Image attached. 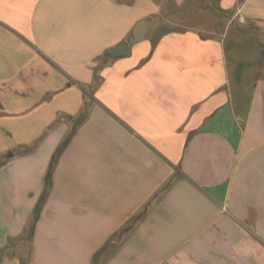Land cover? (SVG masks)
<instances>
[{"label": "crops", "instance_id": "crops-1", "mask_svg": "<svg viewBox=\"0 0 264 264\" xmlns=\"http://www.w3.org/2000/svg\"><path fill=\"white\" fill-rule=\"evenodd\" d=\"M262 36L264 0H0V264H264Z\"/></svg>", "mask_w": 264, "mask_h": 264}, {"label": "water", "instance_id": "water-1", "mask_svg": "<svg viewBox=\"0 0 264 264\" xmlns=\"http://www.w3.org/2000/svg\"><path fill=\"white\" fill-rule=\"evenodd\" d=\"M146 31V25L144 21H140L134 27L131 36L128 40L123 41L116 45L114 48H111L106 52V55L110 58L123 57L128 54V47L130 44H135L143 39V36Z\"/></svg>", "mask_w": 264, "mask_h": 264}, {"label": "rangeland", "instance_id": "rangeland-1", "mask_svg": "<svg viewBox=\"0 0 264 264\" xmlns=\"http://www.w3.org/2000/svg\"><path fill=\"white\" fill-rule=\"evenodd\" d=\"M213 12V14H214V27H215V31L216 32H220V31H222V30H224V28L222 27V28H220L219 27V21H223L224 20V15H222V14H219V13H217L216 11H215V9H214V11H212ZM249 27H247V28H244L242 31H246L247 29H248ZM236 29V28H235ZM235 29H229L228 30V35H234V34H238L239 33V31L240 30H235ZM263 38V36L262 37H260V39L258 40V37H252V38H249L247 41V43H243L242 45H241V50H245L246 49V46H247V44L248 45H252L253 43L254 44H256V43H261V40L263 41L264 39H262ZM248 48H251V47H249L248 46ZM249 50V49H248Z\"/></svg>", "mask_w": 264, "mask_h": 264}, {"label": "trees", "instance_id": "trees-1", "mask_svg": "<svg viewBox=\"0 0 264 264\" xmlns=\"http://www.w3.org/2000/svg\"><path fill=\"white\" fill-rule=\"evenodd\" d=\"M66 143H67V140L65 139L64 142L62 143V145L58 148V150H57V152H56V155L62 150V148L66 145ZM11 155H12V154H8V155L6 156L5 159H8L9 157H11ZM51 169H52V165L50 166V171H51ZM49 178H50V172H48V174L46 175V178H45L46 185H47V183H48V181H49ZM44 197H45V193L42 195L41 200H40V203H41V201L44 200ZM39 209H40V204L38 205V207H37L36 210H35V213H34V219H35V217L37 216V214H38V212H39ZM129 229H130V227H127V228L124 229V231H127V230H129Z\"/></svg>", "mask_w": 264, "mask_h": 264}]
</instances>
